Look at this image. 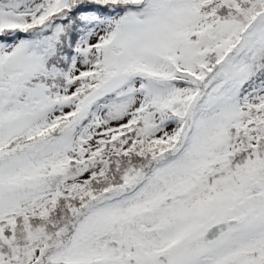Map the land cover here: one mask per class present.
Returning <instances> with one entry per match:
<instances>
[{
    "label": "snow or ice",
    "instance_id": "6c2138e0",
    "mask_svg": "<svg viewBox=\"0 0 264 264\" xmlns=\"http://www.w3.org/2000/svg\"><path fill=\"white\" fill-rule=\"evenodd\" d=\"M0 264H264V0H0Z\"/></svg>",
    "mask_w": 264,
    "mask_h": 264
}]
</instances>
